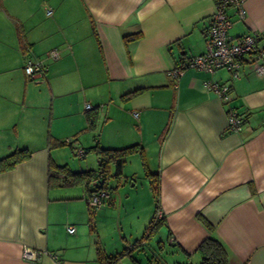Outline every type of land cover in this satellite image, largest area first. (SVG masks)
<instances>
[{
  "label": "crops",
  "instance_id": "0c3cea01",
  "mask_svg": "<svg viewBox=\"0 0 264 264\" xmlns=\"http://www.w3.org/2000/svg\"><path fill=\"white\" fill-rule=\"evenodd\" d=\"M214 1L0 0V157L30 151L0 171V264H106L118 252L124 255L113 264H199L197 247L208 236L229 264H264V74L246 64L238 78L225 69L170 74L204 52ZM241 1L245 18L229 9L228 34L264 35V0ZM138 30L137 40L124 39ZM50 49L58 56L45 58L43 78H26V60ZM206 80L227 83L228 97L218 99ZM86 104L98 108L93 130L86 129ZM232 107L246 114L236 131L227 129ZM57 140H72L75 149L97 142L156 151L157 176H150L158 209L152 198V216L133 241L119 235L105 243L104 212L120 183L112 191L107 178L109 197L92 208L79 180L48 179L49 161L76 173L97 167L94 153L71 160L68 144L50 145ZM154 209L162 220L142 237ZM154 236L142 263L135 256L146 255L143 246ZM26 246L42 252L37 261L21 256Z\"/></svg>",
  "mask_w": 264,
  "mask_h": 264
},
{
  "label": "built area",
  "instance_id": "2783aa9c",
  "mask_svg": "<svg viewBox=\"0 0 264 264\" xmlns=\"http://www.w3.org/2000/svg\"><path fill=\"white\" fill-rule=\"evenodd\" d=\"M215 10L209 17L208 24L205 26V50L202 53L191 55L185 64L179 65L170 70L172 77L178 78L186 68H195L212 73L216 69H225L231 75V78L240 76V69L243 64L249 65L258 75L264 74V35L259 32H248L241 35H230L228 29L231 27L232 20L228 13L232 9L241 20L245 18V8L241 0H215ZM49 12V11H48ZM58 51L50 49L45 52L44 57L27 59L24 64V73L26 78L34 81H40L45 73V58H57ZM204 85L212 90L218 99L225 100L228 97L229 86L227 83H217L206 80ZM87 109L91 108L86 104ZM227 114V129L236 131L240 129L245 120L246 114L239 112L236 108H230ZM82 149H76L75 153L79 157L83 156ZM96 176L90 181L89 191L86 194V200L89 207L100 205L104 199L109 197L108 188L101 185L102 176L96 172ZM101 176V177H100ZM162 212L156 210V218L162 217ZM68 232H73L74 227L68 226ZM21 256L27 260L37 261L40 257V250L30 247H24L20 252ZM52 258L58 260V255L51 254Z\"/></svg>",
  "mask_w": 264,
  "mask_h": 264
},
{
  "label": "trees",
  "instance_id": "16d2710c",
  "mask_svg": "<svg viewBox=\"0 0 264 264\" xmlns=\"http://www.w3.org/2000/svg\"><path fill=\"white\" fill-rule=\"evenodd\" d=\"M141 36V31L138 30L137 32L130 33L124 35V39L126 40H137ZM185 64V63H182ZM98 108H90L86 112L87 117V128L93 130L96 126V122L98 119ZM50 142V141H49ZM68 144L71 149L73 150L74 154L76 149L73 146L72 140H57V141H51V146H61ZM83 150L82 153H94L97 157V167L96 169H87L84 171L74 172L71 171L69 166L66 164H56L52 161H49L48 167V179L52 180H58L59 178L64 182H75L80 181L84 184V187L86 190L89 191V184L90 181L96 176V172H100L102 176L101 185L103 188H106L107 184V178L109 173L110 164H114L116 167V173H119L121 171V168L123 166V163H125V158L127 155L138 152L142 153L140 151L141 146L137 143L129 144L123 147L118 148H104L101 147L97 142L93 145H90L85 148H81ZM30 151L27 148H16L13 151L9 152L6 155H3L0 157V171H5L10 169L11 167H14L16 163L24 160L29 156ZM145 175L149 176L148 172H145ZM151 175V174H150ZM155 177L157 176L156 174ZM100 176V177H101ZM158 183L156 180L153 181L152 189H153V199L156 202V209H158L157 201H158ZM156 209H154V215L152 219L148 222V225L145 227L144 232L142 234V237H149V234H152V232L155 229V226L158 222L162 220V217L156 218ZM201 221L204 222V224L209 228H211L210 223L204 220V218H201ZM197 250L200 252V261L199 264H229L226 251L224 247L220 244L217 238L214 236H208L204 238L200 244H198ZM123 254V252H118L116 254H113L112 256H109L106 258V264H113L117 261Z\"/></svg>",
  "mask_w": 264,
  "mask_h": 264
},
{
  "label": "rangeland",
  "instance_id": "374dc122",
  "mask_svg": "<svg viewBox=\"0 0 264 264\" xmlns=\"http://www.w3.org/2000/svg\"><path fill=\"white\" fill-rule=\"evenodd\" d=\"M96 68L99 69L98 66ZM129 145V144H128ZM152 146V145H151ZM154 150V149H153ZM155 150H148L143 154L133 152L126 156L125 163L121 168V171L117 174L116 167L114 164H110L111 174L108 175V186L112 191H115L118 183L117 194L114 192L115 199L113 200L114 206H109L105 215L110 218H106V222L102 227L105 230L104 233L108 234V237H105V243L107 246H111L112 242H118L120 240L119 235L126 236L127 239H132L133 241L136 237L133 235L136 232L142 233V220L145 218H151L152 209H153V177L150 174L155 173L156 162L155 161ZM70 154L71 160L74 161H83L84 158ZM89 155V153H88ZM86 155V157L88 156ZM92 158L93 155H90ZM73 163V162H72ZM76 168V166H74ZM148 172L149 176L145 175ZM153 175V174H152ZM118 196V197H117ZM117 217H122L120 220V225L114 222ZM110 220V222L108 221ZM117 227V229L115 228ZM122 232V233H121ZM131 234V236H129ZM137 235L138 238L140 235ZM134 237V238H132ZM156 240L158 237H152L146 241V245L143 246L146 255L143 253L135 257H139L142 263L146 262V258H149L151 252L153 251V246H155ZM111 242V243H110ZM127 245V244H126ZM126 262H129V258L125 257Z\"/></svg>",
  "mask_w": 264,
  "mask_h": 264
}]
</instances>
